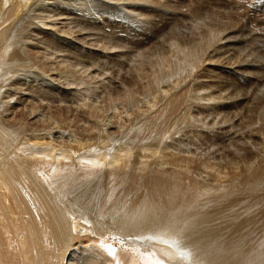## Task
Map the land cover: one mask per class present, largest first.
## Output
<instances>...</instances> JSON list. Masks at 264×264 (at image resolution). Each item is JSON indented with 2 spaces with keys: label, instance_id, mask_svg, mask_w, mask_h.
Returning a JSON list of instances; mask_svg holds the SVG:
<instances>
[{
  "label": "bare ground",
  "instance_id": "1",
  "mask_svg": "<svg viewBox=\"0 0 264 264\" xmlns=\"http://www.w3.org/2000/svg\"><path fill=\"white\" fill-rule=\"evenodd\" d=\"M247 1L256 4L251 6L253 12L264 13V0ZM241 2L242 0H0V264H80L77 255L86 256L85 252L90 255L89 259L84 257L87 264H116V262L117 264H264V131H258L254 123L252 124L254 130L249 128V124V130L240 131V151L244 152L246 151L244 148L248 150L250 144L256 143L254 136L263 139V144L260 143L262 147L259 145L263 151L251 154L248 160L246 158V168L243 171L239 163L224 158L230 156L229 153L212 150L213 153L206 155L207 157H199L200 155L194 153L197 152L195 148L191 149L193 153H190L189 144L185 145L186 141L185 146L181 148L187 147L190 150L186 148L189 152L186 151L187 154L171 146L174 144L171 138V145L168 142L163 143L164 138L161 137L164 136L159 134L163 129L157 132L160 137L155 138L158 135L154 132L159 124L157 125L153 118L150 123L154 124V132L150 128L144 130L150 129L151 133L146 131L149 133L147 135L151 138L150 134H152L155 139L151 138L150 142L147 140L148 143L138 145L136 155L132 150H124L125 148L119 150L121 152L117 150V153L110 154L109 150H105L112 146L104 147V150L102 146L99 147L100 143L95 145L91 142L99 135L95 131L97 128L93 129L99 125L91 128L89 122L92 120L94 123L98 111L106 109V107L100 108L99 100L108 104L112 101L111 108H117L115 103L112 106L113 102L119 101L130 106V103L136 104L139 100L142 102L141 96H144L143 99L148 101L147 105L152 104L147 110L136 109V113L132 111L134 115L127 113L125 119L130 122L129 125L133 124L134 117L137 118L142 113L147 117L149 114L153 117L157 116L155 117L158 118L157 120L160 118L165 120L161 117L164 114L175 118L179 116L182 125L183 122L188 121L186 122L188 125L194 126L197 125L196 122L189 123L193 117L197 118L195 115L192 116V113L199 112L200 115H204L211 111L219 115L218 112L226 107L227 101L224 100H227L232 92L235 95L240 90V101L245 100L249 95L255 98L261 94L264 91V79L262 75L260 76L259 70H264V60L260 55L261 51L255 47L256 35L245 31L247 36H238L240 29L235 28L237 24L234 25L235 13L233 14L231 9L234 7L238 12ZM197 4L204 5L205 10L210 13L204 12L203 16L198 17V14L194 16L192 8L194 9ZM92 6L98 7L99 10L96 12V8L94 7L93 10ZM43 37L54 47L47 45L45 40L37 39ZM80 42L88 45L87 49L84 45L78 46ZM40 45L41 50L35 51ZM111 60L116 62L115 65L106 66ZM214 63L228 71L229 76L225 77V81L218 82L217 79L211 82L212 79L206 75L205 67ZM10 66L12 68L15 66L16 70L17 66L23 67L19 69L20 71H28L30 68L44 73L45 76L41 79L45 78V80L41 81L35 75L36 78L32 83L37 82L35 86L41 91H45L48 86L52 87V89L48 88L49 93L39 94L43 101L46 99L51 103L53 100L55 105L44 104L45 101L39 102L36 98L38 95L30 96L31 82L28 88H23L27 82H21L22 80L16 77L21 74L20 71L11 70ZM230 89L233 90L231 93ZM90 95L96 98L89 101ZM27 98L31 99L25 106L14 107L16 103ZM120 103L119 107H121ZM142 103L146 105V102ZM48 109L49 114L44 112ZM126 109L124 111L128 110ZM261 114L264 117L263 110ZM19 115L27 120L21 122L17 118ZM117 116L119 118L121 115ZM112 117L115 119L114 115ZM136 122L137 119L135 124L139 122L142 124V121ZM162 122L165 124V121H161L158 129L163 128ZM101 123L104 124V121ZM112 123H116V120ZM112 123L107 125L113 128ZM170 124L174 125V122ZM117 125L119 126L118 123ZM215 125L216 123L207 125L210 128L208 129L204 124H199L198 129L195 128L200 135L207 133L215 138L219 133L217 129L222 130L220 133L227 132L228 136H231L232 132L234 135L238 134L236 133L238 130L224 131L225 124L217 129ZM14 127L18 128L15 131L21 129L24 134L27 132L29 134L24 142L23 137L27 136L26 134L21 138L23 140L20 139L22 147L16 149L14 153H11L14 150L12 148L13 150L10 149L12 151H8L7 154L9 148L6 147V141H10L8 135L13 133L14 129L11 128ZM128 127H125V130ZM135 127L138 129V126ZM139 127L142 129V125ZM181 128L180 132L184 127ZM73 131H77L78 138L74 142L71 139ZM58 132L61 134L59 138H64L67 132L72 133L69 136L73 144L68 141L67 144L71 143L70 146L64 144L65 146L60 148L62 143L58 141L57 144L53 143V134ZM123 133L122 131L121 134ZM133 133L137 135L138 132ZM162 133L165 136L168 134L166 131ZM174 134L172 133L171 136H175ZM5 136L8 137L7 140ZM112 136L110 138L114 137ZM180 137L183 139L182 136ZM132 138L135 140V136ZM198 138L200 140L201 137ZM180 141L182 143V140ZM13 142L12 145L15 144V141ZM190 145L192 146L193 143ZM121 147L122 144L119 149ZM131 153L136 156V159L134 156L135 161L132 162L133 159L131 161L132 165L129 162ZM76 154H78L76 156L78 163L81 162L89 168L104 165L106 162L109 165L121 164L122 167L130 168L129 171L133 169L135 170L133 173L129 172L132 177L131 175L128 177L133 178L136 184L142 182L147 188V192L142 197L136 194L137 199L133 201L135 204H131L134 207L129 211L124 210L122 206V209H118L119 207L115 209L112 206L115 228L110 227L111 230L107 227L108 231H101V225L106 220L100 221L103 222L102 224L97 220L101 224L99 230L98 226H95L96 221L93 220L95 218H90L92 216L84 213L83 215H87L90 219L84 216L85 219L82 221L77 215L75 217V214L74 217H70L71 211L70 213L63 211L61 208L64 206L60 208V204L72 199L67 197L68 193L64 194L66 191L62 195L68 200H62L63 202L58 203L60 206L54 194L49 193L48 187H53L54 192L55 190L57 192L60 187L56 189L55 186L59 181L64 180L60 184L62 190L69 175L59 172L65 170L69 159H73L76 163L74 160ZM223 158L227 160L226 162L233 161L232 169L228 171L222 169ZM47 164L51 165L52 170H46ZM194 171H205L206 174L202 175L199 172L198 177L192 176ZM109 175L107 174L108 177ZM107 176L105 178L108 179ZM62 177L66 178L61 180ZM118 184L121 186L120 183ZM24 186L35 195H24ZM210 187H215L216 191L220 192V196L216 197L218 200L216 206L213 204L212 208L206 209L203 207L205 204L197 205L198 195L201 193L199 189L211 193ZM112 188L114 195L117 191L113 185ZM129 188H127L129 191L125 188L124 197L126 193L130 194ZM122 190L120 189L119 192L123 193ZM131 190L134 191V188ZM74 194L71 196L73 197ZM118 195L120 196L116 194L114 198ZM229 195L232 197L234 195L235 198L224 200L225 196ZM96 199L97 197L95 201ZM203 200L205 201V198ZM113 201L112 204L115 203ZM206 201L209 203V200ZM127 203L129 206V202ZM238 203L239 207L242 206L240 214L237 210L238 213H234L232 219H226V209L230 207L233 210ZM125 204L124 200L123 205ZM66 205H69L68 202ZM90 206L92 207V204ZM87 209L91 210L90 214L95 211L92 208V212L88 207L84 210ZM97 212L98 217L99 212ZM111 214L112 210L109 215ZM218 219L226 220L227 224L216 226ZM110 223L112 225V222ZM182 237L187 241L183 243Z\"/></svg>",
  "mask_w": 264,
  "mask_h": 264
},
{
  "label": "rangeland",
  "instance_id": "2",
  "mask_svg": "<svg viewBox=\"0 0 264 264\" xmlns=\"http://www.w3.org/2000/svg\"><path fill=\"white\" fill-rule=\"evenodd\" d=\"M227 1V0H226ZM244 1V2H243ZM246 1V2H245ZM241 5H240V10L237 12L236 10H235V8L233 7L231 10L233 11V14L235 15V20H234V25L235 24H237V25H235V28H238V29H240V31L238 32V36H247L248 34H246L245 33V31L246 32H252L251 34H253L256 38H257V41H255L256 43L255 44H257V46L255 45V47L258 49V51H261V53H260V55L263 57L262 59L264 60V13L263 12H253V9H252V7L253 6H256V4H253V3H250L249 1H247V0H242V2L240 3ZM200 6V7H199ZM252 6V7H251ZM96 9H95V8ZM92 9L94 10H96V12H97V10H99V8L98 7H96V6H92ZM196 9H197V11H196ZM193 10V11H192ZM192 12H193V15L194 16H196L197 14H198V17L199 16H203V13L204 12H206V13H210L209 11L207 12L206 10H205V7H204V5H198L197 4V6L193 9L192 8ZM200 10V11H199ZM205 10V11H204ZM202 11V12H201ZM237 12V13H236ZM112 14V13H111ZM237 16V17H236ZM240 16V17H239ZM237 19V20H236ZM238 21V22H237ZM236 22V23H235ZM240 25V26H239ZM243 29V30H242ZM246 29V30H245ZM257 33V34H256ZM38 40H45L46 41V44L47 45H49L50 47H54L51 43H49L44 37L43 38H37ZM84 45V43L83 42H80V44H78V46H83ZM243 45H245V44H243ZM85 47H86V49H87V47H88V45H84ZM41 50V45H40V47H38V48H36L35 49V51H40ZM263 51V52H262ZM217 59V57H215V60ZM75 61H78V60H75ZM111 63V64H110ZM115 61H112L111 60V62H109V64H107L106 66H109V67H111L112 66V64H114L115 65ZM14 68H12V66H10L9 68L12 70H16V67L15 66H13ZM23 67H21V66H17V70L16 71H18L19 69H22ZM27 70V69H26ZM30 70V71H29ZM20 71V70H19ZM29 72V73H28ZM107 72V71H106ZM205 72H206V75L207 76H209V79H212L211 80V82H215L217 79H219L218 80V82L219 81H225V77H228L229 75H228V71L226 70V69H223V68H221V66L220 65H218L217 63H214V64H210V65H207L206 67H205ZM19 73H21V74H18V76H16V77H19L22 81L21 82H23V83H26V85H24L23 86V88H28V86H29V83H30V85H32V87L29 89L30 90V96H33V97H35V95H38V96H36V98H38L39 99V102L41 101V103H44V101H45V103L44 104H46V103H49L50 102V100L48 101V100H42L41 98L42 97H40V94L39 93H49L50 91H48V88H50V89H52V87H47L46 89H45V91H41V89H39V87H36L37 86V82H34L33 81V83H32V80L34 79V78H36V77H38V79H40L41 81H43V80H45V78L44 79H41V77H43V76H45V75H43L44 73H41L39 70H31L30 68L28 69V71H25V70H23V71H20ZM36 73V74H35ZM41 73V74H40ZM210 74V75H209ZM212 74V75H211ZM218 74V75H217ZM222 74V75H221ZM259 74H260V76L262 75V79H264V70L262 71V70H259ZM26 75H29V76H26ZM35 75H36V77H35ZM38 75V76H37ZM23 76V77H22ZM215 79V80H214ZM28 80V81H27ZM36 85V86H35ZM228 87H229V85L226 87V89H224L225 91L228 89ZM262 87V86H261ZM29 90H27V91H29ZM233 90L232 89H230L229 90V92L231 93ZM87 92L85 91V94H86ZM232 95H228V98H227V100H224V101H227V104H226V107L224 108V109H221L220 110V112H218L217 110V112L218 113H220L219 115H216V114H214V112H211V111H209L208 113H205L204 115H200L199 114V112H194V113H192V116H196L197 118L196 119H194V117L191 119L192 121L191 122H189V123H197V125L196 124H194V126L193 125H191L190 126V124L188 125L186 122H188V121H185V122H183V125L181 124L182 123V120L180 121L178 118H179V116H176V117H178V118H175V116H168L169 114H164L163 116H161V117H164V119L165 120H163V119H159V120H157L158 118H155V117H157V116H155V117H153V115L151 114H149L148 115V117L147 116H144L142 113H138L139 114V117H134L135 119H133L134 120V122H133V124H131V125H129L130 124V122H128V121H126V117L125 116H127L128 114H133V112L132 111H134L135 113H136V109H141L142 111H144V110H147V107L148 106H150V104H152V103H150L149 105H147L148 104V101L147 100H145V99H143L144 98V96H141V97H143L142 99H141V97H140V99H141V101L142 102H146V105H145V103H142V102H140V100L136 103V104H132L131 105V103H130V106H129V104L127 105V103H123V104H121L119 101H115V102H113V104H112V106H114L115 104H117L116 106H117V108H115V107H113L114 109H116V111H118V112H116L113 108H111V103H112V101H110V103L108 104V102H104L103 103V101H101V100H99V106H100V108L101 107H106V109L105 108H103V109H100L101 111L99 112L98 111V115H97V117H95V120H96V118H97V120L96 121H94V123H95V125H94V123H93V121L92 120H90L89 122H90V125L92 126L91 128H93L94 126H96V125H99V126H97V127H95V128H93L95 131H97L96 132V134H99L98 136H96L97 138H94L93 139V141H91L93 144H95V145H99V143H100V145H99V147H101V148H103L104 149V147H110V146H112V147H110V149H107L106 148V150L105 151H108V153H112V154H114V153H117L119 150H122V149H124V150H132V153H135V151H136V148L137 147H139V146H141L140 144H142V143H146L147 142V140H148V142H150L151 141V138L152 139H155V138H159L160 136H164V137H161L162 139L164 138V140H163V143H166V142H168V143H170V141H171V139H172V143H174L173 145H171L172 143H170V145L171 146H173V147H176V149H178V150H182L181 152H183V153H186V148L187 147H184V148H181V147H183V146H187L188 144V148L191 150V149H193V148H195L194 150H196L197 152H195L194 151V153H195V155H200L199 157H203V156H205V157H207L209 154H211V153H213V151L214 150H218L219 152H223V153H229L230 154V156H228V157H224L225 159L226 158H228L227 160H229V159H233L235 162H237V163H239L238 165H239V167H241V169L243 170V169H245L246 167H245V161H247L248 160V157L250 158V156H251V154H254V153H257V152H260V151H263V149H260V143L261 144H263L264 142H263V139L262 138H258V136H254L253 137V139H254V141L257 143H255V144H250L249 145V147H248V150L246 149V148H244V150H246V151H240V131L242 132V131H247V129H248V127H249V124H250V129H253L254 130V127H256V129L258 130V131H264V117H262V115L263 114H261L262 113V110L264 111V91L261 93V94H259L257 97H255L254 98V96L252 97V95H249L248 96V98H246L245 100H242V101H240V90H239V92L238 93H236L235 95H234V92H232L231 93ZM89 96V95H88ZM231 98H230V97ZM81 97V96H80ZM82 97H84V96H82ZM81 97V98H82ZM90 97H91V100H89V101H92V99H94V98H96V97H94L93 96V98H92V96L90 95ZM89 97V98H90ZM31 98H27V100H22V101H19L18 103H16L15 105H14V107H16V108H22L23 106H25L27 103H28V100H30ZM48 99V98H47ZM149 99V98H148ZM88 100V99H87ZM145 100V101H144ZM43 101V102H42ZM38 102V101H37ZM54 101L52 100V104H54L55 105V102L53 103ZM117 102V103H116ZM51 103H49L50 105H51ZM56 103H58V102H56ZM63 103H65V102H63ZM71 103H73V102H71ZM80 103H82V102H80ZM115 103V104H114ZM119 103L121 104V107H119L120 105H119ZM140 105H139V104ZM142 103V104H141ZM105 104V105H104ZM58 105V104H57ZM104 105V106H103ZM119 105V106H118ZM133 105H135L136 107L138 106V108H136L135 106H133ZM161 105V103H159V106ZM123 106V107H122ZM129 106V107H128ZM143 106V107H142ZM227 106H229V107H227ZM124 107H126V108H124ZM132 107V108H131ZM144 107H146V109L144 108ZM122 110H121V109ZM231 108V109H230ZM127 110V111H124V110ZM114 110V111H113ZM121 110V111H120ZM225 111V112H224ZM261 111V112H260ZM9 112H11V109L9 108ZM44 112H46L47 114H49V109H48V111H44ZM115 112V113H114ZM122 112V113H121ZM260 112V113H259ZM103 113V114H102ZM105 113V114H104ZM117 113V114H116ZM126 113V114H125ZM128 113V114H127ZM210 113V114H209ZM46 114V115H47ZM99 114H101L102 115V117H100L101 115H99ZM114 115V117H115V119L112 117L113 115ZM115 114H116V116H115ZM119 114V116L121 115L122 117H124V118H122L121 116L118 118V115ZM209 114V115H208ZM134 115V114H133ZM210 115H211V117H210ZM108 116V117H107ZM111 116V117H110ZM207 116H209V117H207ZM118 118V120H117V118ZM146 117V118H145ZM19 120H21V122H25V120H27V118H24L22 115H19L18 117H17ZM100 118H102L101 120H100ZM113 118V119H112ZM148 118H151V119H148ZM154 119V121H156L157 122V125L159 124V125H161V121H165V124H164V122H162V127L163 128H160V129H158V126H156L157 128V130L155 129V132H154V124H152V122L150 123V121L151 120H153ZM220 118V119H219ZM112 119V120H111ZM124 119V120H123ZM136 119H137V122H138V120L139 121H142V124H140V122L139 123H137V124H135V121H136ZM156 119V120H155ZM169 119V120H168ZM55 120V118L53 119V121ZM115 120H116V123H112V122H115ZM149 120V121H148ZM174 122V125H176V127H173L174 125H172V124H170V122L172 123V121ZM180 122H179V121ZM193 120H195L194 122H193ZM198 120V121H197ZM234 120H236V121H234ZM57 121V120H56ZM55 121V122H56ZM59 121V120H58ZM91 121H92V123L93 124H91ZM104 121V124L103 123H101V122H103ZM108 121V122H107ZM112 123V124H114V127L113 128H110L108 125H110V122ZM184 121V120H183ZM213 121V122H212ZM241 121V122H240ZM100 122V123H99ZM107 122V123H106ZM169 122V123H168ZM199 122V123H198ZM218 122V123H217ZM233 122V123H232ZM99 123V124H98ZM109 123V124H108ZM117 123L119 124V126L117 125ZM124 124V125H121V124ZM143 123L144 124H146L145 126L143 125ZM176 123V124H175ZM214 123H216V125H215V128L217 129L219 126H221V125H226L225 126V128H224V131H226V130H238L236 133H238L239 134V136H238V134L236 135H234V132H232V135L231 136H228V133L226 132V133H220L222 130H218L217 129V131L219 132V133H217L218 134V136L220 137H218L217 136V138H215V137H213V135L211 136V135H208L207 133L206 134H199V132L197 131V129H198V127H199V124L201 125H205L206 126V128L208 127L207 125H212V124H214ZM255 124L254 125V127L252 126V124ZM57 124V123H56ZM64 124V123H63ZM100 124H103L102 126L100 125ZM108 124V125H107ZM125 124H127L126 126H125ZM152 124V125H151ZM156 124V123H155ZM164 124V125H163ZM179 124V125H178ZM107 125V126H106ZM117 127H116V126ZM133 125H134V127H135V125L136 126H138L137 128L138 129H136V127L134 128L133 127ZM139 125L141 126L142 125V129H141V127H139ZM103 126H104V128H103ZM127 127V126H132V127H130V129L131 128H134V130H132L131 129V131H130V129L128 130V128L126 129L128 132H129V134H127L126 133V130H125V127ZM165 126H166V128H165ZM198 126V127H197ZM252 126V127H251ZM106 127V128H105ZM121 127V128H120ZM171 127V128H170ZM180 127H184L183 129H182V133L180 132ZM189 127V128H188ZM195 127H197V129L195 128ZM101 128V129H100ZM115 128H117V129H115ZM120 128V129H119ZM146 128H150V129H152L151 131L152 132H154V134L156 133V135H158L157 137H155L156 135H154V137L155 138H153L152 136V134H150L151 135V138L150 137H148V135H147V133L148 132H146V131H150V129L149 130H144V129H146ZM179 128V129H178ZM190 128H192L191 130H190ZM13 131V133L11 134V135H8V136H10L9 138V140L11 141V142H13V141H15V144L14 145H12L13 143H11L10 141L8 142V141H6L7 142V145H6V147L7 148H9L8 150H7V154H9V152H11L13 149V151L11 152V153H14V151H16V149H18L19 147H22L23 145L21 144L22 143V141L21 140H23V142L25 141V138L26 137H28V135L27 134H29L28 132H27V136H25V137H23L25 134H24V132L21 130V129H19V130H21V131H15V130H17L18 128L17 127H14V128H11ZM102 129H103V131H102ZM104 129H105V132H104ZM141 129V132L139 131ZM161 129H163L162 131H166V133H168L167 134V136H165L164 134H165V132H163L162 133V131H161ZM168 129V130H167ZM176 129V130H175ZM197 131L198 133L196 134V132L194 131ZM208 129H210L209 127H208ZM215 129V130H216ZM241 129V130H240ZM98 130H99V132H98ZM109 130V131H108ZM111 130V131H110ZM115 132H114V131ZM120 130H121V132H120ZM125 130V131H124ZM138 130V131H137ZM143 130V131H142ZM161 132H160V131ZM173 130H174V132H173ZM177 130H179V131H177ZM187 130V131H186ZM191 131V133L193 134V132H194V134H195V136H194V134L192 135V134H190V131ZM249 130V129H248ZM113 131V132H112ZM122 131L124 132L123 133V135L121 134L122 133ZM138 132L137 133V135L135 134V133H133V132ZM151 131H150V133H151ZM216 131V132H217ZM14 132L15 133H17V134H14ZM18 132H20V133H18ZM74 132V131H73ZM76 132L77 131H75L74 133H73V135H71L72 133H66L63 137L64 138H59L60 136H61V134L58 132V133H54L53 134V143H55L56 142V144H57V141L58 142H60V143H62L61 145L62 146H59L60 148L62 147H64L65 145L64 144H67V143H69V142H71L72 144H73V142H74V140H76V139H78L77 137H76ZM107 132H109V133H107ZM110 132H111V134L114 136H112L113 138H110L111 136H110ZM144 134H143V133ZM160 134V136H159V134ZM183 132H185V134L183 133ZM190 134H188V133ZM80 133V132H79ZM79 133H77V136L79 135ZM133 133V134H132ZM161 133L163 134V135H161ZM172 133H175L174 135L175 136H171L172 135ZM103 134V135H102ZM122 135V137H121V135ZM127 134V135H126ZM146 134V135H145ZM149 134V133H148ZM183 134H184V136H183ZM216 134V133H215ZM221 134V135H220ZM224 134V135H223ZM14 135H15V137L17 136V137H19V139L16 137V139H14L15 137H14ZM18 135H20V136H18ZM69 135H71L73 138H71ZM75 135V136H74ZM105 135H107V136H105ZM125 135V136H124ZM135 136V140H133L134 138H132L133 136ZM138 135H140V136H138ZM149 135V136H150ZM187 135V137H185ZM200 135V136H199ZM259 135H261V133H259ZM263 135H264V133H263ZM49 136V135H48ZM103 136V137H102ZM105 136V137H104ZM110 136V137H109ZM120 138H119V137ZM124 136V137H123ZM127 136V137H126ZM168 136H171V137H168ZM180 136H182L183 137V139H181V137ZM203 136V137H202ZM23 137V139H21ZM100 137H102V138H100ZM126 137V138H125ZM130 137V138H129ZM148 137V139H146ZM173 137V138H172ZM185 137V138H184ZM193 137V138H192ZM198 137H201L200 138V140H199V138ZM228 137H230V138H228ZM236 137V139H233V138H235ZM6 138H8L7 136H5V140H7ZM13 139V141H12V139ZM73 140V142L71 141V139ZM105 138V140H103ZM126 140H125V139ZM137 138V139H136ZM141 139V141L139 140V139ZM150 138V139H149ZM171 138V139H170ZM192 138V139H191ZM197 138V139H196ZM222 138V139H221ZM21 139V140H20ZM66 139H67V141H66ZM70 139V140H69ZM111 139V140H110ZM122 139V140H121ZM129 141H128V140ZM132 139V140H131ZM146 139V140H145ZM169 139V140H168ZM187 139V140H186ZM191 139V140H190ZM194 139V140H193ZM203 139V140H202ZM213 139V140H212ZM226 139V140H225ZM233 139V140H232ZM262 139V140H261ZM49 141H50V138L48 139ZM55 140V141H54ZM64 142H63V141ZM98 140H101L100 142L98 141ZM114 140V141H113ZM117 140V141H116ZM125 140V141H124ZM131 140V141H130ZM145 140V141H144ZM168 140V141H167ZM180 140H182V143H180L181 141ZM195 140H198V141H195ZM217 140V141H216ZM69 141V142H68ZM102 141H104L102 144H101V142ZM106 141H109V143L111 144V145H109V143H106ZM141 142V143H139V142ZM174 141V142H173ZM176 141V142H175ZM188 142V143H186V142ZM190 141H191V143H193V147L190 145L191 143H190ZM193 141V142H192ZM19 142V143H18ZM97 142V143H96ZM112 142H113V144H112ZM118 142V143H117ZM130 142V143H129ZM136 142V143H135ZM147 142V143H148ZM184 142H185V145H184ZM263 142V143H262ZM10 143H11V146H9L10 145ZM17 143V144H16ZM60 143H58V144H60ZM71 143L70 144H67L66 146H70L71 145ZM104 144H107V145H109V146H105ZM117 145V147H118V149H117V147H116V145ZM121 144H122V147L119 149V147L121 146ZM124 144V145H123ZM167 144V143H166ZM175 144H177L176 146H175ZM178 144H180V145H178ZM197 144V145H196ZM214 144V145H213ZM20 145H22V146H20ZM139 145V146H138ZM256 145H258V147L256 146ZM260 145V146H259ZM179 146V147H178ZM236 146V147H235ZM263 146H264V144H263ZM14 147H16V148H14ZM58 147V148H59ZM173 147H171V149H173ZM178 147V148H177ZM235 147V148H234ZM262 147V146H261ZM6 148V149H7ZM13 148V149H12ZM113 150H112V149ZM130 148V149H129ZM179 148H181V149H179ZM187 148V149H188ZM223 148V149H222ZM10 149H12V150H10ZM102 149V151H104ZM116 149V150H115ZM175 149V148H174ZM188 149V151H190ZM207 151H205V150ZM211 149V150H210ZM111 150V151H110ZM118 150V151H117ZM123 150V151H124ZM213 150V151H212ZM232 150H234V151H232ZM9 151V152H8ZM187 151V152H188ZM204 151V152H203ZM211 151V152H210ZM252 151H253V153H252ZM119 152H121V151H119ZM200 152V153H199ZM248 152V153H247ZM132 153H131V155H132ZM189 153V152H188ZM190 153H193V150H191V152ZM238 153H240V154H242V155H240V154H238ZM187 154V153H186ZM204 154V155H203ZM78 154H76L75 155V158H76V156H77ZM135 155H136V153H135ZM134 154L132 155V157L130 156V158H131V160H130V158H129V162H130V164L132 165V163H131V161H132V159H133V161L132 162H134L135 161V159H136V156H135ZM197 155V156H198ZM207 155V156H206ZM9 156H11V155H9ZM134 156H135V159H134ZM212 156V155H211ZM242 157V158H241ZM111 158V157H110ZM223 158V159H224ZM239 158V159H238ZM245 160H244V159ZM246 158H247V160H246ZM225 159H224V163H223V167H222V169L223 170H225V171H228V170H230V168L232 169V164H233V161L231 160V163L229 162H226L225 161ZM74 160H76V163H74L75 161H73V159H69L68 161H67V166H65L66 168H65V170H62V171H60L59 172V174L60 173H62V174H64L65 175V173L67 174V175H69V176H67L68 177V179L66 180V182H65V184H64V186L62 187V190H61V186H60V184H61V182L63 181L64 182V180H62V179H65L66 177H62L61 178V182L59 181L58 182V184L55 186V188L57 189V188H59V191H58V189H57V192H56V190H55V192H54V188L53 187H48V189H49V193H50V195H53V196H55L57 199H56V201L57 200H59V201H57V204L59 203H61V201L63 200V201H66V199L68 200V198L67 197H70V198H72V199H69L68 201H66V202H64L63 204L61 203L59 206H60V208L62 207V206H64V207H62L61 209L63 210V211H66V212H69V211H71V215H70V217L72 216V217H77V218H79L80 220H84L85 218H84V216L86 217V218H89L88 216L90 215V216H92V217H90L91 219L92 218H95V219H93L94 220V222L96 221L97 222V220L100 222V221H105L104 223L103 222H95V226H98L97 228L99 229V230H101V231H108V230H111V228L113 227V228H115V226H113L114 225V223H113V219H112V215H113V212H114V208L113 207H115V209L116 208H118V209H122L123 207L125 208H123L124 210H130V209H132V207H134V206H132L131 204H135L134 202V200H136L137 199V197H136V194H137V196H140L141 195V197L143 196V194L145 195V193L147 192V188L145 187V184H143L142 182L140 183V185H138L139 183H134L135 181H134V179L133 178H129L128 176H130L131 174L130 173H133L135 170H131V171H129L130 170V168H128V167H126L125 168V166H123L122 167V165L121 164H112V165H109V163L107 164L106 162H105V164L103 165H99V166H91L90 168L89 167H87L85 164H82L81 162H80V164L78 163L79 162V160L76 158V159H74ZM214 159H212V161H213ZM244 162H243V161ZM243 163H242V162ZM107 162H109V160H107ZM78 163V164H77ZM227 163V164H226ZM73 164H75V165H73ZM79 165V166H77V165ZM107 164V165H106ZM225 164V165H224ZM240 164H242V165H240ZM109 165V166H108ZM125 165V164H124ZM70 166V167H69ZM77 166V167H76ZM113 166V167H112ZM48 167V168H47ZM69 169H68V168ZM73 167H74V170H73ZM76 167V168H75ZM107 167V168H106ZM110 167V168H109ZM119 167H120V169L122 170H120L119 169ZM45 168H47L46 170L48 171V170H50L51 169V165L50 164H47L46 165V167ZM53 168V167H52ZM82 168V169H81ZM86 168V169H85ZM102 168H104V169H102ZM109 169V170H108ZM113 169V170H112ZM52 170V169H51ZM76 170H78L77 172H76ZM83 170V171H82ZM103 170V171H102ZM108 170V172L106 173V176H107V174L109 175V174H112V175H109V177H108V179L107 178H105L106 176H105V172ZM111 170V171H110ZM70 171V172H69ZM71 171H73V172H71ZM81 172V174H80V172ZM115 171H116V173H115ZM121 173H120V172ZM244 171V170H243ZM89 172H92V173H90L89 174ZM110 172V173H109ZM124 172H125V175H124ZM127 172H128V174L129 175H127ZM130 172V173H129ZM200 172V171H199ZM199 172H196V171H194V172H192L193 174H191L192 176H196V177H198L199 176V174H197V173H199ZM68 173H70V174H68ZM78 174V176H77V174ZM82 173H85V175H83ZM103 173H104V175H103ZM202 175H205L206 174V172L205 171H201L200 172ZM89 175V176H86V175ZM121 174V175H120ZM123 174V175H122ZM86 178L85 179V182H84V178ZM95 176V177H94ZM61 177V176H60ZM70 177V178H69ZM73 177V178H72ZM82 178V180H79L78 181V179H81ZM113 177H115L114 179H113ZM121 179H119V178ZM122 177V178H121ZM124 177V178H123ZM130 177H132V175L130 176ZM110 178V179H109ZM126 178V179H125ZM129 178V179H128ZM76 179V180H75ZM117 179V181H115ZM130 179H131V181H130ZM72 180H74V182H72ZM94 180V181H93ZM122 180H125V181H122ZM133 180V181H132ZM201 180V179H200ZM68 181V182H67ZM83 181V182H82ZM128 183H127V182ZM70 182H71V184H70ZM131 182H133V183H131ZM188 182V181H187ZM186 182V183H187ZM78 183V184H77ZM80 183V184H79ZM82 183V184H81ZM108 183H110V184H108ZM118 183H120V185L121 186H119V184ZM122 183V184H121ZM69 184V185H68ZM73 184V185H72ZM88 184V185H87ZM119 186V187H117V185ZM127 184V185H126ZM131 184V185H130ZM136 184V185H135ZM142 184H143V189L141 188V186H142ZM204 184V183H203ZM70 185H71V187H70ZM91 185V186H90ZM102 185V186H101ZM112 185L114 186V189H115V191H117V192H119L120 191V189H123L122 190V192L123 193H117V192H115V194L113 195V193H114V190H113V188H112ZM115 185H116V188H115ZM134 185V186H133ZM66 186V187H65ZM75 186V187H74ZM132 186H133V188H134V191L133 190H131V189H133L132 188ZM137 187V189H136V187ZM67 187H69V188H67ZM83 187V188H82ZM86 187V188H85ZM97 187V188H96ZM101 187V188H100ZM123 187V188H122ZM130 187V188H129ZM52 188V189H51ZM64 188V189H63ZM74 188V189H73ZM77 188V189H76ZM91 188V189H90ZM96 188V189H95ZM100 188V190H97V189H99ZM112 188V189H111ZM125 188H126V191H129L127 188H129L130 189V194H129V192H128V194L126 193V196L124 197L123 195L125 194L124 193V191H125ZM141 189L140 191H139V189ZM211 188V187H210ZM26 189V187L24 186V195H35V194H33V193H30L31 191H29V189L27 190H25ZM50 189H51V191H50ZM72 189V190H71ZM87 189V190H86ZM74 190V191H73ZM78 190V191H77ZM86 192H85V191ZM93 190H95V192L93 191ZM103 190V191H102ZM113 190V191H112ZM136 190H138L137 192H136ZM200 191H201V193H199V195H198V201H197V205H199L200 206V204H201V206H203V204H205L203 207H205L206 209H208V208H212L214 205L213 204H215V206L217 205V203L216 202H218V200H217V198L220 196V192L217 190L216 191V188L214 187V188H211V190H209V191H211V193L210 192H208V191H206V193H205V190H203V192H202V188H200L199 189ZM52 191H53V193H52ZM66 191V193H64L65 195H67V193H68V195H67V197L65 196V195H62L63 194V192H65ZM83 191V192H82ZM97 191L99 192V193H97ZM125 191V192H126ZM131 191H133V192H131ZM199 191V192H200ZM26 192V193H25ZM58 192H59V194H58ZM60 192H62V193H60ZM76 192H78V194L76 193ZM85 192V193H84ZM91 192V193H90ZM143 192V193H142ZM216 192V193H215ZM73 195L74 193H76V194H74V196L72 197L71 195ZM84 195H83V194ZM89 193V194H88ZM56 194V195H55ZM61 194V195H60ZM80 194V195H79ZM96 196H95V195ZM116 194H120V196L118 197L117 196V198H114V197H116ZM135 194V196L133 197V195ZM205 196H204V195ZM212 194V195H211ZM239 194V193H238ZM79 195V196H78ZM94 195V196H93ZM130 195V196H129ZM219 195V196H218ZM58 196H59V198H58ZM65 196V198L63 199V197ZM76 196H78L77 198H76ZM80 196H82V198L80 197ZM84 196H86V197H84ZM92 196V197H91ZM104 196V197H103ZM129 196V197H128ZM214 196V197H213ZM90 199V201H89V199ZM95 197H97V199H96V201L98 202V206H97V202L95 201ZM100 197V198H99ZM102 197V198H101ZM205 198V201L203 200L204 198ZM217 197V198H216ZM229 197V198H228ZM76 198V199H75ZM98 198H99V200H98ZM119 198H121L120 200H119ZM122 198H124V200L126 201V206L125 205H123L124 204V200L122 199ZM129 200H132L131 198H133V200L132 201H129ZM200 198V199H199ZM208 198V199H207ZM213 198V199H212ZM215 198V199H214ZM224 198V197H223ZM230 198H235V196L233 195V197H232V195H229V196H225V199L224 200H227V199H230ZM61 199V200H60ZM76 201H78L79 200V202H76ZM93 200V202H91L92 200ZM103 200V201H101V200ZM114 199H116V200H114ZM71 200V201H70ZM105 200V201H104ZM114 200V201H113ZM123 200V201H122ZM201 200H203V202H200L199 203V201H201ZM206 200H209V203H208V201H206ZM217 200V201H216ZM62 201V202H63ZM80 201H81V203H80ZM86 201H88V203H86ZM112 201L113 202H115L114 204L116 205H114V204H112ZM134 201V202H133ZM212 201H215V202H212ZM67 202H68V204L69 205H71L70 203H72V204H75V205H71L70 207H69V205L67 206L66 204H67ZM70 202V203H69ZM102 203V205H101V203ZM119 202V203H118ZM127 202H129V204L131 205V207H130V205L128 206V203ZM94 203V204H93ZM96 203V204H95ZM109 203V204H108ZM120 204V206L118 205V204ZM78 204V205H77ZM80 204V205H79ZM89 204V205H88ZM90 204H92V207L90 206ZM76 205L78 206L77 208L79 209V210H81V211H79L77 208H76ZM93 205H96V207L94 206L93 207ZM213 205V206H212ZM238 206L236 207L235 206V208H237V209H235L234 207H233V210L235 211V212H233V210H232V208H230V207H228L227 209H226V214L228 215V217H227V215L225 216V218L226 219H232L233 218V214L234 213H238L239 212V214H240V212L242 211V206H240L239 207V203L237 204ZM67 206V207H66ZM85 206V207H84ZM113 206V207H112ZM121 206H122V208H121ZM73 207V208H72ZM80 207V208H79ZM82 207V208H81ZM93 208L95 211L93 212V209H92V214H90V211L91 210H89L88 211V209L85 211L84 209H86V208ZM99 207H100V209H102V212H101V210L99 209ZM106 207V208H105ZM109 207H111L112 209H110ZM130 207V208H129ZM238 207H239V209H238ZM67 208V209H66ZM97 208L99 209V210H97ZM108 208H109V211H108ZM72 209V210H71ZM106 209H107V211H106ZM241 209V210H240ZM76 212H74V211ZM83 210H84V212H83ZM99 212V215H98V217L96 216L97 214H96V212L97 211ZM105 210V211H104ZM111 210H112V214L111 215H109L110 214V212H111ZM237 210H238V212H237ZM228 211V212H227ZM230 211V212H229ZM77 212H79V214H77ZM97 212V213H98ZM109 212V213H108ZM232 212V214H230L229 215V213H231ZM81 213H82V215H81ZM87 214V215H83V214ZM89 213V214H88ZM102 213V214H101ZM73 214H75L74 216H73ZM103 214H104V216H105V218H104V216H103ZM109 216H108V215ZM236 214L234 215V217H236ZM77 215V216H76ZM107 215V216H106ZM94 216V217H93ZM96 216V217H95ZM99 216H100V218H99ZM103 216V217H102ZM118 217V216H117ZM89 218V219H90ZM102 218V219H101ZM101 219V220H100ZM112 219V220H111ZM109 220H110V222H112V225H111V223L109 222ZM219 221V222H218ZM218 221L215 223L216 224V226L217 225H220V226H225V223L227 224V222H226V220H223V219H218ZM108 223H110V224H108ZM223 224V225H222ZM102 227H101V226ZM106 225V226H105ZM107 225H110V226H107ZM100 227H101V229H100ZM105 227V228H104ZM107 227H108V230H107ZM111 227V228H110ZM158 227V226H157ZM104 228V229H103ZM112 228V229H113ZM139 240L138 238H133V240ZM181 240H182V242L184 243L185 241H187V239L185 238H181ZM77 245H80V244H77ZM76 245V246H77ZM89 253V252H88ZM85 254H86V256H88V254L85 252ZM84 253H83V255H85ZM78 257H79V259H80V261H79V259H78V261L80 262V264H87V260L86 259H89V256L88 257H86V256H82V254H78L77 255ZM111 256H112V254H111ZM86 259H85V258ZM83 260H82V259ZM84 259H85V261H84ZM118 262H116V264H117ZM204 263H206V261H204Z\"/></svg>",
  "mask_w": 264,
  "mask_h": 264
}]
</instances>
